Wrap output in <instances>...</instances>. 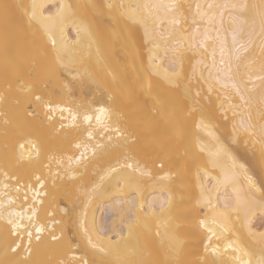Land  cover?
Returning <instances> with one entry per match:
<instances>
[{"label":"bare ground","instance_id":"bare-ground-1","mask_svg":"<svg viewBox=\"0 0 264 264\" xmlns=\"http://www.w3.org/2000/svg\"><path fill=\"white\" fill-rule=\"evenodd\" d=\"M61 260L264 264V0H0V264Z\"/></svg>","mask_w":264,"mask_h":264},{"label":"snow or ice","instance_id":"snow-or-ice-1","mask_svg":"<svg viewBox=\"0 0 264 264\" xmlns=\"http://www.w3.org/2000/svg\"><path fill=\"white\" fill-rule=\"evenodd\" d=\"M3 7H4V9H5V12H7L8 8H9L10 6H9V5H4ZM35 7H36V6L33 5V8H35ZM30 19H31V20H36L38 23H40V21L37 19L36 15H35V13H33L32 17H31ZM49 41H50V43L52 44L53 48L55 49V47H56V40L53 39V38L51 37V35H49ZM57 62H59V57H58V56H57ZM25 91L31 94L32 101H34L35 104H36L37 106H43L44 108H49V102L46 101L42 95H40V94L34 92L33 89H32V86H31V85H29V86L25 89ZM102 111H103V110H102ZM27 114H28L29 116H35V115H36V113H34V112H28ZM48 118L51 119V116H49ZM86 119H87V117H86ZM128 167H132V165L129 164ZM225 179L227 180V179H229V177L226 176ZM9 223L13 224V233H15V230H16L18 227H20V225H19L18 223H13L12 221H9ZM35 231H36V233H37L36 239H37V241L39 242L40 239H41V237H40L39 234L42 233V232L44 231V228H43V227H36V228H35ZM28 235H29V238H31V235H32L31 232H29ZM60 239H61V238H60V237H57L56 235H52V236H51V240H52L53 242H57V241H59ZM29 242H31V239H30ZM89 244H90L92 247H94V248L96 247V245L92 243L91 239H89ZM19 246H20V245L17 244V245H16V248H18ZM16 248H13L12 251H16ZM100 250L103 251L104 249H100ZM27 251L29 252V254H31V249H30V248L27 249ZM73 259H75V258H73ZM59 264H70V261L61 260V261L59 262ZM84 264H87V261H84Z\"/></svg>","mask_w":264,"mask_h":264},{"label":"rangeland","instance_id":"rangeland-1","mask_svg":"<svg viewBox=\"0 0 264 264\" xmlns=\"http://www.w3.org/2000/svg\"><path fill=\"white\" fill-rule=\"evenodd\" d=\"M257 223H259V224L262 225L263 221H262L261 219H259V220L257 221Z\"/></svg>","mask_w":264,"mask_h":264}]
</instances>
